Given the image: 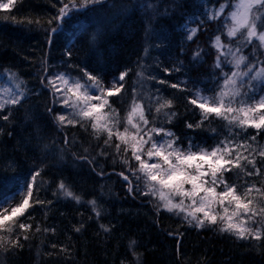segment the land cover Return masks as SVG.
Listing matches in <instances>:
<instances>
[{"label": "snow or ice", "instance_id": "snow-or-ice-1", "mask_svg": "<svg viewBox=\"0 0 264 264\" xmlns=\"http://www.w3.org/2000/svg\"><path fill=\"white\" fill-rule=\"evenodd\" d=\"M15 3L16 0L0 2V10L9 11L4 19L39 25L49 45L54 43V37L65 30L69 21L79 24L72 38L64 44L69 59L73 56L74 48L95 52L107 38L114 22L97 19L89 24L79 23V17L84 11L95 12L106 8L105 0H57L53 4L56 7L55 15L43 21L39 18L18 20L15 15H10ZM127 7L122 0H112V9L124 11ZM133 7L143 14L145 40L150 42L144 47L146 58L153 47L167 46V34L154 27L158 18L171 15L181 6L172 0V12L165 7L161 13L159 0H137ZM226 9H231L227 15ZM203 16L207 21L223 17L221 27L217 29L219 34L210 40V47L215 49L212 65L214 71L211 74L214 77L213 87H198L203 81L190 77L179 83L158 79L148 71L151 66L142 63L143 58H138L135 71L137 80L131 89V101L125 120L122 121L118 110L110 103V97L125 89L126 77L133 72L132 68L120 71L110 86L105 84L102 76L94 75L87 67L80 69L82 77H73L66 72L42 76L41 84L47 81L45 86L51 91L52 104L59 105L65 111L60 114L54 107H47L46 110L53 115L59 129L79 125L85 132L90 129V135L97 142L102 140V144H97L100 150L94 155L88 147L82 145L83 154L73 153V156L91 165L92 171L99 167L97 175L101 177L106 173L99 166V158H111L114 163H119L124 170L113 171L126 185L127 194L133 199L146 197L157 217L166 212L198 229L213 227L236 240L247 241L264 252V144L260 142L264 140V59L261 58L264 57V51H259L264 49V0L221 3L218 9L205 11ZM207 21L199 15L186 17L180 25L186 33V40L192 42ZM192 22H197V27H189ZM225 35L228 38L227 44L222 40ZM237 37L243 39L233 47V40ZM257 41L258 47L253 48L249 55H244V47ZM179 55H184L182 46L179 47ZM207 55L209 53L198 46L192 54L191 62L204 63L201 57ZM42 64H46V60ZM226 67L228 71H225ZM184 68L183 60H178L172 68L164 67L163 71L171 76L173 71L180 73ZM43 70L47 73V68ZM4 71L9 73L8 69ZM8 78L14 87L7 88L6 95L0 96V120L11 123L14 110L23 106L30 90L18 73L12 72ZM190 79L191 88L188 87ZM145 81L167 84L182 93H188L187 104L194 112L198 111L199 118L195 123L187 122L186 127L193 131L207 127L218 138L216 143L204 146L190 139L187 147H184L176 133L164 127L165 123H171L178 115L174 110V99L161 96L159 89L155 93L151 89L144 91ZM137 85L140 91H137ZM206 92L210 94L206 95ZM26 118L32 121L38 119L31 113H26ZM214 123L218 126L211 127ZM249 129L255 130V134L249 133ZM3 133V127H0V134ZM42 139L37 133L36 147L44 153V158L52 151L55 162V150L52 145L41 144ZM74 143V140L69 141L65 133V147L58 150L60 160L64 159V153ZM9 169L15 172L14 162L0 167V173H6ZM42 171L43 168L31 170L25 177L18 174L10 177L0 175V190H3L0 195V251L4 253L23 247L21 232L24 241L30 238L33 225L17 218L25 216L26 210L33 205L50 207L53 204V201L39 197L37 178ZM232 176L236 179H231ZM10 183H15L16 187L9 195L7 185ZM52 194L57 198H71L77 204L83 202L82 196L73 191L71 185L63 179L58 182ZM17 196L20 197L19 202L13 204ZM87 204L91 205L94 218L99 221L103 212L98 200L93 198ZM26 219H32L31 214ZM84 227L81 223L74 226L73 230L80 233ZM114 227L111 224L99 225L105 236H109ZM42 231L55 234L56 229L41 228L37 224L35 232ZM169 235L173 233L169 232ZM136 247L137 241L129 239L128 252L133 259H121L120 264H141L143 254ZM52 248L56 249L57 245L52 244ZM59 251L71 255L68 246H61Z\"/></svg>", "mask_w": 264, "mask_h": 264}, {"label": "bare ground", "instance_id": "bare-ground-1", "mask_svg": "<svg viewBox=\"0 0 264 264\" xmlns=\"http://www.w3.org/2000/svg\"><path fill=\"white\" fill-rule=\"evenodd\" d=\"M1 1L4 0H0V2ZM107 1L112 2V0H105V4ZM171 1L172 0H159L161 13H163L164 8L167 7ZM195 1L196 0H188L183 4V7L190 16L197 15L195 12L196 8L194 7ZM127 3V9L129 10L130 8H134L133 5L137 3V0H128ZM26 4L31 5L29 1H26ZM106 8L102 9L104 14ZM119 10L121 9L117 8L116 11ZM116 11L113 13V18H115L114 27H111L107 38L104 40L105 44L103 49H106L105 56L104 53L96 54L99 59L104 58L102 77L104 79L109 78L105 69L110 68L114 62L116 67L120 68V71H123L125 68H132L133 72L127 77L129 81L128 93L123 92V94L128 97L129 94H131L134 82L137 80L135 76V71L137 70L136 61L138 58H143L141 62L150 65L151 68L148 71H151L158 79H165L168 81L176 79L179 73L173 71L171 76H169L163 71L164 67L172 68L178 60H183V62H185L187 58L188 46L186 42L182 44L184 55H179V50L177 49L183 36L172 27L176 22L174 20H166L164 15L158 18L154 27L158 31L167 34V46L161 45L158 48L153 47L150 55L145 58L144 47L150 42L145 40L143 15L140 14L141 11H137V16L140 17V21L136 25L135 30L129 33L123 32V29L126 28V25L132 20L130 18H122V13ZM90 13V11H84L81 15H90ZM5 16V14L0 13V67L7 64L17 67L26 66L24 64V54H21L20 51L16 49V45L11 42L15 40L20 43L22 41H28V38L27 36H17L13 34V32L9 30L11 29V24L4 19ZM220 19H222V17ZM33 29L31 34L32 39H41L43 37V31L40 26H35ZM121 39H123L127 46H135L137 50L131 53L127 58L115 56L113 59L111 48ZM235 39H238V37ZM152 43L155 42L153 41ZM10 46L14 47L16 53ZM172 46L176 48L173 53H171ZM42 49L43 46H40L39 50L41 51ZM119 51H121V48ZM137 53L139 54L138 56ZM37 62L38 59H35L36 64ZM27 70L29 69L27 68L26 71ZM25 83L28 87L33 89H37L40 86L39 79L34 76L28 77ZM162 86L163 85L156 81H145L143 90L147 91L151 89L153 93H155L156 89L161 88L162 90ZM140 90V86L137 85V91ZM113 101L119 111L120 118L122 121L125 120V113L129 108V104L125 100V97L117 95L113 97ZM58 112L62 114L61 111ZM26 113L31 112L27 108L22 109L19 117L14 121L16 122L14 129L18 128L22 130L23 135L29 137L30 140L26 142V144L38 150L39 148L36 147L37 133L43 138L41 144H50L53 141L57 144L56 136L51 135L48 131V127L55 123L53 115H36L38 119L32 121L26 118ZM185 118L184 116L183 119ZM21 121H23V123H20ZM177 128L180 129V127ZM90 131L91 130L88 132L84 131V133H81L80 130L76 131L74 133V136H76L75 139L78 140L87 135L85 139L93 140ZM183 139H186L185 133ZM14 142L21 146L23 145L16 140ZM23 148L25 153L22 151H14L7 147L2 149L1 146L0 150L2 149V154H0V167H3L8 161L14 163L20 161V167L22 169L32 164L34 157L31 156V151H29L26 146H23ZM54 150L56 153L58 152L56 149ZM52 156L53 153H48L47 155L48 158ZM112 161V159L105 160L103 157L99 158V166H102L106 173L103 177L97 175L99 167H97L96 171H92V166L86 162L77 164L71 163L69 165L62 163L60 169L58 165H56L58 170L47 169L44 173H41V176L37 178V184L40 186L39 197L42 200H51L53 204L50 207L36 205L35 209L29 211L28 214H31V221L35 220L38 222L41 228L54 227L56 232L55 234L51 232L45 233L43 231L36 233L27 241L22 242V248L13 249L8 253L0 251V264H21V262L24 261L25 264H87V261L89 263L97 262V260L90 257H98V260L103 259L108 264H120L121 259H133L131 253L128 252V246L123 244L124 241L122 242V240L132 237L127 236L128 232L129 235L135 234L132 238L135 239L138 244L141 242L142 248L136 247V250L143 254L141 264H147L146 261L148 264H202L198 262L196 258L191 257L192 242L194 250L203 248L199 242L198 244H194V240H191L193 238L192 236L203 233L201 237H206L208 242H211L213 240H220L222 234L216 229H207L205 232L199 229L188 236L183 230V224L186 225V223H183L180 217L166 212H162L160 216L157 217L151 204L142 201L141 197L136 198H141L139 202H137L135 201L136 199H133L127 194L125 190L126 185L120 183L119 181H121V178L112 171L114 168V163H112ZM59 162H61L60 159ZM61 179L70 184L73 191L82 196L83 202L81 204H77L75 201L71 200V198H57L53 196L52 193L56 190V185ZM19 198L20 197L17 196L16 200ZM93 198L98 200V204L101 206V211L103 212V216L99 221L94 218L91 205L87 204V201ZM28 214L18 217L17 219L22 217L26 219ZM90 217L93 218L90 219ZM81 223L85 225L84 230L80 233H76L73 230L74 226H79ZM101 223L115 226L109 236H105L100 230L99 225ZM169 232H172L173 235H169ZM154 239L156 243L160 244V247L155 248L157 251L154 250L151 252L146 245L151 246L152 244L148 243L153 242ZM52 244H56L57 248L53 249ZM61 246H68L71 255L60 252L59 248ZM150 252L152 258L150 260H145L146 254H150ZM250 252H253L251 248ZM155 254L158 256H154ZM249 254L247 249L243 250L238 244L233 253H230L227 258L228 260L224 264H248L250 261L257 263L256 258H250ZM217 257L218 255L216 253L212 255V258L209 259L211 262L210 264H222L221 262H216ZM86 258L89 259L87 260Z\"/></svg>", "mask_w": 264, "mask_h": 264}, {"label": "trees", "instance_id": "trees-1", "mask_svg": "<svg viewBox=\"0 0 264 264\" xmlns=\"http://www.w3.org/2000/svg\"><path fill=\"white\" fill-rule=\"evenodd\" d=\"M26 1H29L31 5H27ZM127 1L128 0H123L122 3L128 5ZM187 1L188 0H176V4L180 5L181 7L179 8L178 11L175 12H172V1L169 2V5L167 7L169 8L170 12H172V14L164 15L166 20L169 19V21L174 20L176 22V24L172 27H174L177 31H179L183 36L182 40L179 42L177 49L179 50V47L183 46L182 45L183 42H186L188 46L187 58L184 62L185 68L182 72L179 73L176 79L170 80V82L179 83L183 81L185 78L190 77L191 79L203 81V83L197 85L198 87L211 88L213 87L212 80L214 79V77L211 74L214 71L212 65L215 60V49L210 47V40L216 34H219L217 32V29L221 27V21L223 20V17L220 20L207 21V18L203 16V13L205 11L211 12L213 8L216 9L219 8V5L221 3H235L237 0H203V3H201V0H196L194 3V7L196 8L195 12L197 15L201 16V18L205 19L207 22L201 26V30L198 32L197 36L194 37V40L192 42L186 40L185 38L186 33L180 27V25L184 23L186 17H191L187 12V10L183 7V4L186 3ZM1 2H7V0ZM54 3H57V0H16L15 6L10 10V15H15L18 20H24L25 18H31L35 20L39 18L41 19V21H43L49 18L50 16L55 15L56 7H53ZM111 3L112 2L109 1L106 2L107 8L105 14L103 13L102 9H99L95 12H91L90 15L87 14L80 15L79 23L89 24L95 22L97 19L114 20L113 13L117 9H112ZM58 6L59 5L57 4V7ZM230 10L231 9H226L225 15H227V13ZM137 11L140 12L136 8H130L129 10L126 9L124 11L122 10L116 11L118 13H122L121 14L122 18H130L132 20L130 23L126 25V28L123 29V32L129 33L135 30L136 25L140 21L139 19L140 17L137 16ZM0 13L9 15L8 10H0ZM140 14H142V12H140ZM6 21L11 24V29L9 30L12 31L13 34H16L17 36H27L28 38V41H22L20 43L15 40L11 42L16 45V49H18L21 54H24L23 55L25 59L24 64L26 66L17 67L15 65L11 66L7 64L5 66L0 67V96L6 95L5 90L7 88L14 87V85L8 78L9 74L12 72L18 73L19 77L23 81H25L28 77L34 76L37 79H39L40 86L37 89H33L26 85L27 89L30 90L28 94V99L26 100V102H24L22 107H18L16 110H14L11 123H6L0 120V127H3L4 129V133L0 134V148L2 146V149L7 147L14 151H22L25 153L23 146H26L29 149V151H31L32 153L31 156L34 157L33 163L27 166L26 168L22 169L20 167V161H18V163H14L15 165L14 173L11 169H9L6 173H0V175L10 177L14 174H18L21 177H25L28 175V173L31 170L34 169L43 168L42 173H44L47 169L58 170L56 165H58L60 169V165H62V163H65L67 165L71 163H75V164L83 163V161L77 160L73 156V153L83 154V149H82V145H83V147H88L94 155L96 152L100 150L99 147H97V144L98 143L102 144V140L97 142L95 139L93 140L85 139L87 135L85 137H81L78 140H76L75 139L76 136H74V133L76 131L80 130L81 133H84V129L81 128L79 125L75 127L68 126L63 130H61L58 128L55 122L48 127L49 133L51 135L56 136L57 144L54 145L52 143L49 144L52 145L53 149H56L58 151L60 148L65 147L63 145V138L65 133L67 134L70 142L73 140L75 141V143L70 146L69 150L64 153V159L61 160V162H59V152L56 153V160L55 162H53L52 157L44 158V153H42L39 149L37 150L34 147L26 144V142L30 140L29 137L27 135H23L22 130L18 128L14 129V126L16 124V122L14 121L19 117L20 111L24 108L30 110L31 114L35 116L50 115L46 110L47 107H54L57 111H61L62 114H64L65 110L61 109L59 105L54 106L52 104L51 91L49 90L48 87L45 86L47 81L45 80V83L41 84V77L45 75H54L58 72L70 73L73 77L76 76L82 77L83 73L80 71V69L84 67H87L88 70L91 71L94 75L102 76L101 74L104 65V58L99 59L96 54L104 53L105 56L106 49L105 50L103 49L105 44L104 41L98 46L95 52L76 50V48H74L73 56L71 59H69L65 54L64 44L72 38V33L79 28V24L74 23L73 21H69V25L65 28V30L62 33H60L58 36L54 37L53 38L54 43L49 45L46 40V34L41 27L40 28L43 31V37L41 39H37V38L32 39L31 34H32V30H34L33 27L35 26L38 27V25L15 23L10 18L7 19ZM112 27H114V22L112 24ZM189 27H197V22L190 23ZM222 40L225 44L228 43V39L226 38V35L222 36ZM240 40H241L240 38L233 40V47H235ZM40 46H43V49L41 51L39 50ZM198 46L202 48L205 52L209 53V55L201 57V59L205 61L204 63H201L199 61L191 62L192 54L196 51ZM10 48L15 51L13 46H10ZM120 48L121 51H119ZM175 49H176L175 46H172L171 53H173ZM136 50L137 49L135 48V46L133 47L127 46L124 43L123 39L116 42V44L111 48L113 59L115 56H121L123 58H127L131 55V53H133ZM252 51H253V47H251V45H248L245 46V50L243 51V54L249 55ZM138 53L137 56L139 55ZM261 58L264 59V57ZM35 59H38L37 64L35 63ZM45 60H46V64H42V61ZM70 65H78L79 67H72ZM27 68L29 70L26 71ZM44 68H47V73L44 72L43 70ZM5 69H8L9 73H5L4 71ZM105 70L107 71L109 78L104 79V82L106 85L110 86L113 78L118 77L120 68L116 67V64L114 62L110 68H106ZM225 71H228L227 67L225 68ZM191 79L189 80V84H188L189 88L192 87ZM128 84L129 81L126 77L125 89H123L121 93L118 94V96L125 97L127 103L130 104L131 94H129L128 97L123 94V92L128 93ZM162 87H163L162 90L161 88L159 89L160 90L159 94L163 97L174 99V104H175L174 110L178 113V115L172 120V122L165 123L164 127L175 132L176 135L180 138V141L183 143L184 147H187L188 141L190 139L193 140L195 143H199L204 146L214 145L218 138L214 137L213 134L207 130V127L204 130L197 129L195 131L190 130L186 127L187 122L195 123L196 120L199 118L198 111L194 112L192 110V107L187 104L188 93H182L177 89L171 88L167 84L163 85ZM205 94L209 95L210 93L206 92ZM114 96L110 97V103L113 105L114 108H116L113 101ZM126 115H127V110L125 113V118ZM184 116L186 117L185 119H183ZM160 119L163 120V116H161ZM20 123H23V121H21ZM217 126L218 125L216 123L211 125V127H217ZM177 127H180V129H178ZM248 131L251 134H255V130L253 129H249ZM9 132H11L12 135H8ZM184 133L186 134V139H183ZM257 139L259 140L260 137H257ZM15 140L17 142L22 143L23 145L21 146L18 143H15L14 142ZM260 142L264 144V140H261ZM1 150H0V154H2ZM49 153H53V152L50 151ZM112 163L114 162L112 161ZM113 167H114L113 169H115V172L124 170L119 163H114ZM231 179L235 180L236 177L232 176ZM119 182L122 183L121 181ZM240 182L242 183L243 180H241ZM15 187H16L15 183H10L7 185L9 195L11 194V191L15 190ZM2 194H3V190H0V195ZM141 198L142 201H146V203H148L146 197H141ZM141 198L136 199L135 201L139 202ZM19 199L13 201V204L18 202ZM35 207L36 205H33L32 208L27 209L25 215L28 214L29 211L34 210ZM19 221L31 223L33 225V228L30 230V237L36 234L35 226L39 224L38 222H36L35 220L31 221V219H25L23 217L19 218ZM183 225H184L183 230L188 234V236L192 235L193 232L199 230L198 228L189 226L187 224L186 225L183 224ZM207 229H216V228L205 227L204 229H202V231L205 232ZM202 234H197L195 236H192L193 238L191 239L192 241L194 240V244H198L199 242L203 246V248L199 250H194L193 249L194 245L192 242V248H191L192 250L191 257L196 258V260L202 264H210L211 262L209 261V259L212 258V255H215V253L218 255V257L216 258V262H221L222 264H224L228 260L227 258L229 257L230 253H233L234 249L236 248V246H238V244L243 250L244 249L248 250V253H250L249 254L250 258H256L257 263L250 261L248 264H264V252H261L256 247H254L253 244H250L247 241L236 240L234 237L229 236L228 234L221 233L222 237L220 238V240H213L211 242H208L206 237H201ZM134 235L135 234L129 235V232L127 233V236L129 237L130 236L134 237ZM132 237L122 240V242L124 241L123 244L128 246L129 239H133ZM14 238L15 237H13V239ZM21 242H25L23 240L22 232H21ZM148 244H152L151 246L146 245V247H148L151 252L154 250L157 251L155 248L160 247V244L156 243L155 239L153 240V242H150ZM138 245H139L138 248L141 249L142 248L141 242ZM250 248L253 252H250ZM151 252L150 254L149 253L146 254L145 260H150L152 258ZM154 256H158V255L155 254ZM90 258L97 260V262L89 263L87 261V264H108L103 259L98 260V257L97 258L90 257ZM86 259L88 260L89 258ZM146 263L148 264L147 261ZM21 264H25V261L21 262Z\"/></svg>", "mask_w": 264, "mask_h": 264}, {"label": "rangeland", "instance_id": "rangeland-1", "mask_svg": "<svg viewBox=\"0 0 264 264\" xmlns=\"http://www.w3.org/2000/svg\"><path fill=\"white\" fill-rule=\"evenodd\" d=\"M237 2H238V1H237ZM237 2H236V3H237ZM225 12H226V10H225ZM230 23H231V22L229 21V24H230ZM238 38H240L241 40L243 39V37H238ZM239 42H240V41H239ZM239 42H238V43H239ZM238 43H237V44H238ZM237 44H236V45H237ZM251 47H253V48H257V47H258V41L255 42L253 45H251ZM244 50H245V47H244L243 51H244ZM259 51H264V49H261V50H259Z\"/></svg>", "mask_w": 264, "mask_h": 264}]
</instances>
